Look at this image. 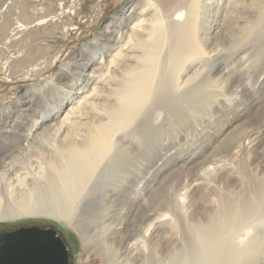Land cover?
I'll return each instance as SVG.
<instances>
[{
    "label": "bare ground",
    "instance_id": "obj_1",
    "mask_svg": "<svg viewBox=\"0 0 264 264\" xmlns=\"http://www.w3.org/2000/svg\"><path fill=\"white\" fill-rule=\"evenodd\" d=\"M252 9L258 11L255 24H261L264 29V0H136L128 15L107 24L96 41L58 68L52 79L55 91L45 93L42 87L28 89L14 105L3 109L0 132L6 135L0 134V182L8 192L12 187L26 186L28 180L33 181L34 188L14 205L26 212H43L70 228L76 227L84 247L99 251L97 257L102 264H264L263 181L254 184L246 199L234 201L230 195L224 197L221 210L211 217L196 214L187 218L185 199H172L167 194L155 214L148 211L139 216L141 202L150 189L144 178L149 174L138 180L127 171L132 166V158L140 156L148 144L141 133L144 127L134 122L149 119V106L186 98L199 104L200 110L214 102L225 104L228 95L236 105L246 106L252 91L244 90V96H238L234 89L244 81L243 72L250 67L251 59L256 58L251 49H243L235 63L221 57L220 50L213 47L205 55L213 63L209 71L216 72L215 76L190 89L176 81L175 68L185 55L204 54L194 37L199 16L225 17L234 10ZM149 11L154 13L150 25L142 19ZM251 25L246 28H252ZM163 43L168 47L159 59L154 50ZM111 56L112 60L108 61ZM100 86L108 88L100 93L101 97L111 101L113 96H118L120 105H108V121H100L88 134L80 135L84 138L75 144L55 147L52 136L57 129L54 127L59 126L61 131L63 123L74 114L73 109H67L62 121L48 123L60 115L52 110L63 104L61 93L72 96L66 102L85 95L81 105L85 99L95 96ZM85 105L93 103L88 101ZM97 111L101 115L105 113L100 108ZM169 113L182 116L178 107L169 109ZM13 114L18 117L11 120ZM36 114L43 116L41 121L35 122ZM45 123L48 124L44 126ZM249 147L243 140L232 152L246 151ZM45 148L55 156L42 164L37 162L40 171L37 174L28 165L29 161L24 164V158L36 151L42 153ZM188 178L176 184L178 188L173 187L177 196L191 190L199 181V178ZM138 183L146 186L135 194ZM186 227L196 237L189 249L178 239ZM161 232L169 242L154 246V238L162 236Z\"/></svg>",
    "mask_w": 264,
    "mask_h": 264
},
{
    "label": "rangeland",
    "instance_id": "obj_2",
    "mask_svg": "<svg viewBox=\"0 0 264 264\" xmlns=\"http://www.w3.org/2000/svg\"><path fill=\"white\" fill-rule=\"evenodd\" d=\"M135 2L136 0H0V112L14 105L28 89L42 87L45 93L55 91L52 88V79L58 68L96 41L107 24L128 15ZM257 14L258 11L252 9L248 12L234 10L225 17L199 16L194 37L200 43L204 54L185 55L180 65L175 68L176 81L185 89H190L215 76L216 72L209 71L213 63L209 62L205 55L213 47L220 50L221 57L235 63L242 56L240 52H243V49H251L256 58L251 59L250 67L243 72V84L234 89L238 96H244V90L252 91L246 100L249 101L245 103L246 106L236 105L230 95L226 97L225 104L223 101L220 104L214 102L200 110L199 104H193L186 98L160 101L149 106L151 113L149 119L134 122L144 127L141 133H144L148 143L139 153L140 156L132 158L134 159L132 166L127 167V171L132 172L134 178L138 180H141L144 174H149L144 178L147 179L145 184L150 186V189L145 200L141 202L139 216L148 211L155 214L167 194L166 197H173L172 199L175 197H180L181 201L185 199L187 218H192L196 214L211 217L221 210L224 197L230 195V199L234 201L246 199L254 189L255 183L264 182V29L261 24H255ZM144 16L142 19H146L147 24L150 25L151 21H154L153 11L147 12ZM249 24H252V28L247 29ZM155 27L158 29L160 26ZM167 47V43L159 44L154 50L156 57L162 59ZM112 57L107 58L108 61L112 60ZM99 88L95 91V96L85 99L81 105L79 104L85 95L75 96L74 100L66 102L72 96L66 92L61 93L63 104L61 107L60 104L59 107L55 106L56 108L52 110L55 115L58 113L60 115L48 123L62 121L67 109H73L74 114L63 123L61 131L59 126L54 127L57 129L52 136L55 147H58V144H75L84 138L80 135L88 134L93 126L101 123L100 121L103 123L108 121L106 115L108 105L111 104L112 107L120 105L117 104L118 96H113L111 101L101 97L100 93L107 91V87ZM88 101L93 105H85ZM171 106L178 107L182 111V116L171 115L169 113V109L173 111ZM97 108L105 110V113L98 114ZM17 115L13 114L11 120L16 119ZM42 118L43 116L36 114L35 122L41 121ZM0 134L6 135L4 132ZM133 137L141 138L136 135ZM243 140L250 146L249 149L233 154L234 147ZM54 156L53 152L45 148L42 153L36 151L23 158L24 164L29 161L28 165L38 174L40 171L36 166L37 162L42 164ZM164 168L170 169L165 172ZM187 178L190 180L199 178L197 182L199 188L196 185L191 190L183 191L181 196H177L178 193L173 192V187L178 188V183ZM32 182L28 180L26 186L19 189L12 187L9 189L11 192L5 191L0 182V232L30 226L53 229L68 244L72 255L71 264H102L97 257L99 251L94 249L95 247H84L76 227L70 228L66 223L43 212H26L14 205L21 200V196L32 193L34 189L31 187ZM143 185H138L135 194L141 193L139 189L146 186ZM169 187H172L171 190ZM187 229L186 227L183 235L178 237L185 249L193 247L196 238L195 234H191L192 231ZM162 236H155L154 246L169 242L165 234ZM82 260L87 262L80 263Z\"/></svg>",
    "mask_w": 264,
    "mask_h": 264
},
{
    "label": "water",
    "instance_id": "obj_3",
    "mask_svg": "<svg viewBox=\"0 0 264 264\" xmlns=\"http://www.w3.org/2000/svg\"><path fill=\"white\" fill-rule=\"evenodd\" d=\"M53 230L22 227L0 234V264H70L66 246Z\"/></svg>",
    "mask_w": 264,
    "mask_h": 264
},
{
    "label": "flooded vegetation",
    "instance_id": "obj_4",
    "mask_svg": "<svg viewBox=\"0 0 264 264\" xmlns=\"http://www.w3.org/2000/svg\"><path fill=\"white\" fill-rule=\"evenodd\" d=\"M22 228V227H21ZM17 230V229H16ZM45 230H49V229H45ZM12 231H15V230H11V231H3V232H0V234H2V233H6V232H12ZM55 231V230H54ZM56 233H58V232H56ZM58 235L60 236L59 238H61V240L64 242V244H65V246H66V250H67V258H68V260H69V262L68 263H70L71 262V258H72V255H71V251L69 250V246H68V244L66 243V241L64 240V238H62V236L58 233ZM71 264V263H70Z\"/></svg>",
    "mask_w": 264,
    "mask_h": 264
}]
</instances>
